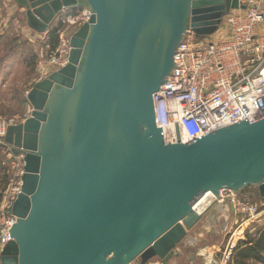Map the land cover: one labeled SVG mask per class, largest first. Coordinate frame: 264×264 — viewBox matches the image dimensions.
<instances>
[{
    "label": "water",
    "instance_id": "95a60500",
    "mask_svg": "<svg viewBox=\"0 0 264 264\" xmlns=\"http://www.w3.org/2000/svg\"><path fill=\"white\" fill-rule=\"evenodd\" d=\"M14 2L39 34L64 11L91 13L70 37L65 64L28 92L30 116L4 137L23 168L0 264H169L217 201L198 213L201 199L256 186L264 200V119L187 144L177 123V142L166 127L164 143L155 121L153 95L183 36L215 34L238 0Z\"/></svg>",
    "mask_w": 264,
    "mask_h": 264
},
{
    "label": "built area",
    "instance_id": "2783aa9c",
    "mask_svg": "<svg viewBox=\"0 0 264 264\" xmlns=\"http://www.w3.org/2000/svg\"><path fill=\"white\" fill-rule=\"evenodd\" d=\"M238 4V10L222 18L216 32L221 31L222 42L195 47V36L187 31L179 43L172 70L153 95L156 126L162 130L164 143L168 144L166 127L170 144L177 142L174 123L180 143L187 144L244 120L254 123L264 119V0H238ZM16 123L0 119V141ZM19 166L22 175V158ZM20 184L19 180L11 201L0 208V255L11 240L9 231L16 218L7 209ZM219 194L214 201L228 198L235 214L249 213L250 220L258 217L256 207L238 201L232 191L221 190Z\"/></svg>",
    "mask_w": 264,
    "mask_h": 264
},
{
    "label": "rangeland",
    "instance_id": "374dc122",
    "mask_svg": "<svg viewBox=\"0 0 264 264\" xmlns=\"http://www.w3.org/2000/svg\"><path fill=\"white\" fill-rule=\"evenodd\" d=\"M90 13L84 6L64 11L46 34L29 29L24 11L19 8L7 17L2 14L0 21L5 22L0 23V119L21 123L30 116L32 108L26 98L28 92L38 81L65 64L69 39ZM53 30L56 33L50 36ZM55 36L58 42L53 46ZM222 41L218 32L201 39L193 38L192 45L199 47ZM4 144V140L0 141V208L11 201L21 177V157L14 155L11 147ZM234 196L238 201L256 207L258 217L250 220L249 213L237 215L233 212L228 219H221L220 225H226L223 231L206 233L207 226L213 220L212 213L222 205L214 202L187 230L186 237L177 246L179 256L172 258L169 264H205L209 258L219 264H230L233 248L241 237L253 239L264 227V200L259 196L256 186L245 187L234 192ZM223 208L226 210L229 207L225 205ZM231 240L234 247L229 249ZM148 264H160V261L154 258ZM247 264L264 263L250 261Z\"/></svg>",
    "mask_w": 264,
    "mask_h": 264
},
{
    "label": "trees",
    "instance_id": "16d2710c",
    "mask_svg": "<svg viewBox=\"0 0 264 264\" xmlns=\"http://www.w3.org/2000/svg\"><path fill=\"white\" fill-rule=\"evenodd\" d=\"M56 33L53 30L50 36ZM58 42V37L55 36L52 43L55 46ZM234 254L231 255L230 264H247L252 261L255 263H264V227L261 228L253 239L244 238L233 248Z\"/></svg>",
    "mask_w": 264,
    "mask_h": 264
},
{
    "label": "crops",
    "instance_id": "0c3cea01",
    "mask_svg": "<svg viewBox=\"0 0 264 264\" xmlns=\"http://www.w3.org/2000/svg\"><path fill=\"white\" fill-rule=\"evenodd\" d=\"M18 9V7L16 6L14 0H0V17L5 16L7 17L9 14H11L13 12V10ZM5 22V21H3ZM2 20L0 21V23H3ZM221 33V31H219V34ZM49 35V34H47ZM219 204L221 203V207L219 206V209H216L215 212L212 213V221H211V225L207 226V232H220L223 231V228L225 229L224 224L220 225L221 219H228L230 217V215H233L234 213L231 212L229 204L228 203H224V202H218ZM226 205V207L228 206L229 208H226V210H224V206ZM219 223V224H217ZM230 245L232 247H234V244L232 243V240L230 242ZM205 264H219L218 261L213 260L212 258L207 259V262Z\"/></svg>",
    "mask_w": 264,
    "mask_h": 264
},
{
    "label": "bare ground",
    "instance_id": "6f19581e",
    "mask_svg": "<svg viewBox=\"0 0 264 264\" xmlns=\"http://www.w3.org/2000/svg\"><path fill=\"white\" fill-rule=\"evenodd\" d=\"M215 196L212 194L207 195L206 198L201 199L196 207L195 210L200 213L203 212L206 208H208L209 205H211L214 202Z\"/></svg>",
    "mask_w": 264,
    "mask_h": 264
},
{
    "label": "flooded vegetation",
    "instance_id": "af4514ba",
    "mask_svg": "<svg viewBox=\"0 0 264 264\" xmlns=\"http://www.w3.org/2000/svg\"><path fill=\"white\" fill-rule=\"evenodd\" d=\"M59 109H60V105H59ZM56 147H58V148H59V146H56Z\"/></svg>",
    "mask_w": 264,
    "mask_h": 264
}]
</instances>
